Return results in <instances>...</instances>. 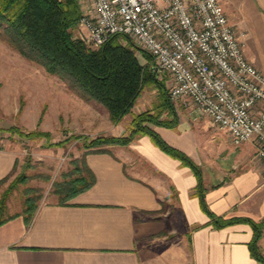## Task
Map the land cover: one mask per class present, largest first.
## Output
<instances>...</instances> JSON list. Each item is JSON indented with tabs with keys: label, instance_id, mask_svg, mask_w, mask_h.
<instances>
[{
	"label": "crops",
	"instance_id": "1",
	"mask_svg": "<svg viewBox=\"0 0 264 264\" xmlns=\"http://www.w3.org/2000/svg\"><path fill=\"white\" fill-rule=\"evenodd\" d=\"M220 2L246 57L264 72V0ZM153 128L200 166L212 213L264 221V163L254 139L235 146L226 131L208 136L183 119ZM105 148L85 157L95 175L90 188L64 203H40L28 222L18 214L0 225V264H264L250 254L251 224L213 226L192 170L147 135ZM17 158L14 147L0 149V179ZM162 202L168 208L157 212ZM258 246L264 254V241Z\"/></svg>",
	"mask_w": 264,
	"mask_h": 264
},
{
	"label": "built area",
	"instance_id": "2",
	"mask_svg": "<svg viewBox=\"0 0 264 264\" xmlns=\"http://www.w3.org/2000/svg\"><path fill=\"white\" fill-rule=\"evenodd\" d=\"M81 38L126 37L151 56L169 98L205 116L233 145L251 139L264 163V72L246 57L220 0H80ZM264 182V173L261 176ZM260 239L264 241V231Z\"/></svg>",
	"mask_w": 264,
	"mask_h": 264
},
{
	"label": "trees",
	"instance_id": "3",
	"mask_svg": "<svg viewBox=\"0 0 264 264\" xmlns=\"http://www.w3.org/2000/svg\"><path fill=\"white\" fill-rule=\"evenodd\" d=\"M80 12L78 0H0V33L8 44L25 58L37 62L50 73L65 77L70 86L76 88L84 98L93 99L104 106L113 123L130 112L146 84H157L160 100L155 107L156 111L134 114L127 133L92 139L86 145L88 150L80 160L81 167L76 164L77 172L71 173L70 176L66 175L54 183L53 193L57 195V202L64 203L94 184L95 175L85 159L88 153L108 152L103 145H126L138 136L147 135L154 145L192 170L197 179L194 194L213 226L222 227L236 221H247L251 224L253 236L248 244L250 254L257 261L264 263V254L258 246L264 221L223 219L212 213L205 200L206 188L202 182L200 166L186 153L168 144L154 130V125L176 128L179 117L172 107L164 83L156 80L151 62L142 65L138 55L133 53L131 45L122 46L118 43L116 35L98 48L87 47L72 33V29L78 23ZM141 55L148 59L151 57L146 52ZM9 130L28 138L44 135L40 132L24 134L15 127ZM14 167L0 179V185L9 178ZM6 195L5 193L0 200V225L18 215L2 216ZM31 200L29 197L26 199L27 207L23 213L26 222L32 219L37 208ZM163 204L164 202L162 209L157 212H162Z\"/></svg>",
	"mask_w": 264,
	"mask_h": 264
},
{
	"label": "rangeland",
	"instance_id": "4",
	"mask_svg": "<svg viewBox=\"0 0 264 264\" xmlns=\"http://www.w3.org/2000/svg\"><path fill=\"white\" fill-rule=\"evenodd\" d=\"M78 2L80 4V0ZM72 33L90 49L101 46L85 42L80 37L82 30L78 24ZM117 41L122 46L130 44L142 65L151 62V57L148 59L141 55L146 51L133 45L126 37L119 36ZM156 77L166 87V78ZM156 85L146 84L130 112L113 123L104 106L84 98L65 77L50 73L42 65L25 58L0 33V149L12 146L18 152L12 174L0 185V200L7 194L2 216L23 214L28 197L37 206L42 202L57 201V195L53 193L54 183L77 172L76 164L81 167L80 160L92 139L123 135L127 133L134 114L156 111L160 100ZM170 101L179 120L188 121L208 136L218 132L219 129L207 117L189 115L184 106ZM11 127L24 134L40 132L44 135L28 138L13 133L9 130ZM129 144H107L103 147ZM163 205L168 208L167 203Z\"/></svg>",
	"mask_w": 264,
	"mask_h": 264
},
{
	"label": "water",
	"instance_id": "5",
	"mask_svg": "<svg viewBox=\"0 0 264 264\" xmlns=\"http://www.w3.org/2000/svg\"><path fill=\"white\" fill-rule=\"evenodd\" d=\"M154 74L156 75V71L154 70Z\"/></svg>",
	"mask_w": 264,
	"mask_h": 264
}]
</instances>
